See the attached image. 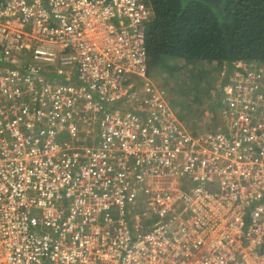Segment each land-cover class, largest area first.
Instances as JSON below:
<instances>
[{
  "label": "built area",
  "instance_id": "built-area-1",
  "mask_svg": "<svg viewBox=\"0 0 264 264\" xmlns=\"http://www.w3.org/2000/svg\"><path fill=\"white\" fill-rule=\"evenodd\" d=\"M148 0H0V264H264V59L216 128L149 74Z\"/></svg>",
  "mask_w": 264,
  "mask_h": 264
},
{
  "label": "trees",
  "instance_id": "trees-1",
  "mask_svg": "<svg viewBox=\"0 0 264 264\" xmlns=\"http://www.w3.org/2000/svg\"><path fill=\"white\" fill-rule=\"evenodd\" d=\"M148 1L154 11L146 34L149 73L154 62L173 73L182 69L173 60L194 66L215 62L221 68L264 59V0H222L219 6L203 0Z\"/></svg>",
  "mask_w": 264,
  "mask_h": 264
},
{
  "label": "rangeland",
  "instance_id": "rangeland-1",
  "mask_svg": "<svg viewBox=\"0 0 264 264\" xmlns=\"http://www.w3.org/2000/svg\"><path fill=\"white\" fill-rule=\"evenodd\" d=\"M172 62L175 66H182V69L171 73L168 68H156L159 63L154 62L149 74L166 88L169 100L185 126L196 124L200 128H216L219 123V83L223 67L220 68L215 62H198L195 66L183 60ZM193 67L198 70L196 77L190 76Z\"/></svg>",
  "mask_w": 264,
  "mask_h": 264
},
{
  "label": "crops",
  "instance_id": "crops-1",
  "mask_svg": "<svg viewBox=\"0 0 264 264\" xmlns=\"http://www.w3.org/2000/svg\"><path fill=\"white\" fill-rule=\"evenodd\" d=\"M179 117V116H178ZM180 119V118H179ZM181 120V119H180ZM183 123V122H182ZM188 127L191 128V130L193 131H200V130H203V129H206V128H200L198 127V125L196 126V124H188Z\"/></svg>",
  "mask_w": 264,
  "mask_h": 264
},
{
  "label": "water",
  "instance_id": "water-1",
  "mask_svg": "<svg viewBox=\"0 0 264 264\" xmlns=\"http://www.w3.org/2000/svg\"><path fill=\"white\" fill-rule=\"evenodd\" d=\"M203 1L213 3V4H215L216 6H219L220 3L222 2V0H203Z\"/></svg>",
  "mask_w": 264,
  "mask_h": 264
}]
</instances>
